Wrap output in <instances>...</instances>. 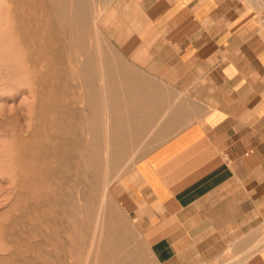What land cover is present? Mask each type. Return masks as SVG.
Returning <instances> with one entry per match:
<instances>
[{"label": "crops", "instance_id": "obj_1", "mask_svg": "<svg viewBox=\"0 0 264 264\" xmlns=\"http://www.w3.org/2000/svg\"><path fill=\"white\" fill-rule=\"evenodd\" d=\"M116 9L100 45L130 66L114 140L135 159L122 185L150 253L159 264H264V14L244 0Z\"/></svg>", "mask_w": 264, "mask_h": 264}, {"label": "rangeland", "instance_id": "obj_2", "mask_svg": "<svg viewBox=\"0 0 264 264\" xmlns=\"http://www.w3.org/2000/svg\"><path fill=\"white\" fill-rule=\"evenodd\" d=\"M90 1H91L90 2V8H91L90 19L93 20L92 22L95 21L96 17H97L96 19H98L97 23L99 26V31H100V36H101V42H100V44H101L102 42H106V41L110 40V37L108 35V30L111 28L112 24H114L115 14L117 13L116 8L117 7L119 8L121 0H90ZM49 2H50V0H0V210H1L0 211V264H10V263L28 264L29 261L31 263L32 260H34V261H32V264H54V263H56V264H62L63 263L64 264L65 262H66L65 264H70V260L72 261L71 258L75 259V261H78L79 258H81L82 260L85 261V259L87 258V251H88V248L90 245L89 241H91V238L94 235L93 234L94 233L93 228H92L93 226H90V227L88 226V228L87 227L84 228V234H83V236H84L83 237L84 248H83L82 253H80V251L78 249L76 251L71 249V246H69L71 243L70 242V233H69L70 232V230H69L70 226H68L69 225L68 224L69 215L67 213H63V212H61L62 216L60 215L59 212H55V214L58 213L55 215L53 212L54 209H52L51 206H49L48 209L46 207L45 210H48L49 213L45 214L44 213L45 210L43 209V208H45V206H43V203L41 202V206H43V207H39L38 204H40V203L38 202V200H36L34 198V193L37 192V189L32 188L31 190H28V189L24 188V186H22V185H21L22 187L19 186L20 179H21L18 177V173H19L18 156L19 155L22 154L24 156V158L26 157V160H29L31 163L33 162L31 165H33L35 167H39L43 170H45L49 167L54 168L53 175L46 176V177H37L36 178V182H37L36 184H40L42 186V190L44 192L48 193L50 196L58 194L61 197L66 198L70 194H74V195H76L75 198L77 200L79 199L78 202H85L89 206L93 205L92 206L94 208L93 211L89 210V213H87L88 211L85 212L86 214L91 213L90 216H92L93 218L97 216L98 207L100 206V202H98V201H100V199H98V198H101V194H102L101 191H103V188H104L105 175L103 173V169H100L98 172L93 173L91 175L92 177L90 176L91 178H89V179L84 178V180H83L84 189L81 192L80 191L81 190L80 185L78 187V186L73 185V182H69V181H73V179L76 177L75 172H73V174H72L73 179L70 180L71 178H69V176H68V171H67L66 165H60V162H57L54 160H53V162L50 161V159H52L53 152L55 153V150H54V148H52L53 145L50 146V145H48V143H53L52 139H54V138H51V136L48 137V135H45L44 133H39V132H38V134L35 135V132H34L35 127H39L38 125H40V127H42V128L49 126V125H52L49 122V120H50V118L55 116V113L57 111H58V113H60L59 114V116H60L59 121L65 122L66 117H65L64 112L65 111L71 112L73 107L74 108L77 106L79 107L80 104H82L81 94L83 92V89H82L81 85H79L77 83L76 80L72 81L73 76L71 75V73H68V72H70L69 71L70 55H69V52L67 49V45L60 40L56 41L54 39H51L52 37L58 36L59 28L56 26V23H55L56 19L58 17V15H57L58 12L57 11L55 12L51 9ZM244 3L250 9L258 10L260 12V14H264V3L262 0H254V1L253 0H244ZM41 6H43V7H41ZM21 13H22V15H21ZM54 17H55V19H54ZM37 18H38V20H37ZM20 19L23 20V22L22 21L20 22ZM43 20H45V21H43ZM19 22L22 24L20 25ZM20 27H21V29H20ZM92 30H94L93 27H92ZM23 32H24V34H23ZM34 32H36V33H34ZM50 36H51V38H50ZM31 37H33V38H31ZM89 43L91 46H95L97 44L94 40H90ZM29 47H30V50H29ZM100 47H101V45H100ZM33 49H34V51H33ZM38 49L39 50L41 49L40 52H42V53H40L39 58H38V54H39ZM101 50H103L101 52L104 54V49L101 48ZM31 51H33V52H31ZM53 51H55V52H53ZM66 52H67V54H66ZM57 56H59V57H57ZM62 58H63V60H62ZM107 60L111 64H116V62L114 63V61H112L108 58H107ZM41 61L43 62V64ZM45 62H46V64L48 63L49 66L46 65ZM66 66H67V68H66ZM128 68H130V66H127V68H124L122 66H119L118 64L113 65V66H111V69L114 70L116 73L111 74L110 77H112V76H113L112 78L116 77L115 79H117V80L123 79L122 78L123 75H125L129 72ZM124 70H125V72H124ZM67 73L69 74V76ZM43 74H45V75L42 76ZM93 74L94 73H91L92 77L95 76V74L94 75ZM65 80H67V81H65ZM62 82L63 83L65 82V83L63 84ZM75 83H77L78 85ZM116 83L118 84V86L120 85V86L127 87V85L122 81H117ZM68 84L70 86H68ZM73 84H75V86ZM45 85H47V86H45ZM68 87H69V89H68ZM59 89H61V91ZM63 90L66 92H63ZM80 91H82V92H80ZM46 92H47V95H44V93L46 94ZM58 93H59L60 97L58 96ZM38 97H40V98H38ZM59 103H61V104H59ZM47 113H49L50 115L47 116L48 115ZM45 116H47V117H45ZM62 116L65 118H63ZM62 119L64 121H62ZM47 120H48V122H47ZM48 123H50V124H48ZM38 131H44V130L41 129ZM79 131H81V130H79ZM29 135L31 136L30 138H29ZM39 135H41V137ZM43 137H44V139H43ZM37 138H39V139H37ZM18 139L20 140V143H19ZM34 139H35V141H34ZM50 139H51V141H50ZM57 139H58V142H66L67 141L66 139H62L60 137ZM21 140L22 141H28L29 144H31V145L28 146L27 148L22 149V148H20V144L22 143ZM30 140H32L33 142ZM63 140H65V141H63ZM77 140L78 139H75V141L73 140L74 142H72V141H70V142H72L73 146L76 147V145H78L77 143L79 142ZM54 141H55V139H54ZM43 142L45 144H47L46 145L47 149L44 147L45 144H43V145L41 144ZM34 143H36V145L38 144L37 145L38 148ZM40 145L42 148H40ZM59 146H61L60 149H62V150H64V148H66L65 145H63V146L59 145ZM40 149H42L43 151L45 149L46 150L44 152H42ZM36 150L37 151L39 150V151L36 152ZM19 151H21L20 152L21 154L19 153ZM24 151H26V152H24ZM51 151H53V152H51ZM49 152L51 154H49ZM26 154H28V155H26ZM31 154H33V155L35 154L34 157ZM29 155H30V157L32 156L31 157L32 161H31L30 157L28 158ZM42 155H44V157ZM105 156L103 155L102 157L104 158ZM124 156H126V155H124ZM39 157L40 158L42 157V159L40 160ZM37 158H39V160ZM45 160H46V162H45ZM47 160H49V161H47ZM39 161H41L43 164H40L41 162H39ZM133 161L135 162V159L132 160L131 162H126L125 163L126 165L122 164L121 167H118L114 171L115 173L113 172L108 179L110 181V183H109L108 189L106 191V198H105L106 210L104 211V213H105L104 217H106L108 224H110V223H111V225L113 224L114 229L120 228L118 230L123 231V235L128 241L127 242V252L119 250L116 252L112 251L111 253H115V255L118 257H122V258L126 257L130 261L134 260V261L138 262L139 264H159V262H157V260L150 253L149 247L143 238L141 229L130 218L128 211L126 209V195L124 193V187L122 185V181L125 178V176L128 173H130L133 165L130 166L129 164H132ZM56 164H58V165H56ZM59 165L62 168L61 167L56 168V166H59ZM59 169H60V178L57 179L58 174H56V172ZM62 169H64V170H62ZM65 172H67V176H66ZM99 174H101V175L99 176ZM63 175H65V176H63ZM52 176L54 177V179L52 178ZM61 177H63V178L61 179ZM65 177H66V180L64 179ZM37 179H39V180H37ZM54 180H56V181H54ZM46 181H48V183ZM58 182H59V186L57 185ZM61 182H63V183H61ZM54 184H55V186H54ZM59 187H61V188H59ZM18 190L21 191L22 193L19 192ZM18 193H20V194L17 195ZM23 193H25L24 194L25 197L23 196ZM81 193H83L84 196L86 194V196L84 197ZM28 194H30L32 197ZM88 194H89V196H88ZM27 200H28V202H27ZM82 200H84V201H82ZM29 202L30 203L32 202V204H30ZM27 203H29V204H27ZM9 205H11V206H9ZM33 208H34V211H32ZM35 208H38V209L36 210ZM7 209H9V210H7ZM50 209L52 211L51 213H50ZM21 210H22V212H21ZM35 210L37 211V213L39 212L38 215H37ZM2 211H5V212L2 213ZM26 211H27V213H26ZM25 213L27 215L30 214L31 217L27 216ZM42 213L45 215H43ZM58 215H59V219H58ZM110 215H111V217H110ZM32 216L35 218H39L42 216L43 218L35 219ZM27 217H30L29 221H28ZM22 218L25 221L22 222L21 221V220H23ZM48 218H50L49 221H51L53 219L50 222L52 225H50ZM40 219H42L41 222H40ZM55 220H58V221L56 222ZM17 221H19V222H17ZM61 221L63 223H61ZM112 221H114V222H112ZM24 222H25V224H23ZM29 222H30V224H29ZM45 222H46V224L48 223V225H46ZM54 223L55 224L59 223V224L55 225ZM32 224H34V226ZM37 225H39V226H37ZM65 226H68V228ZM16 227L17 228L19 227L18 229H20L25 234L26 238L24 237V234L22 232H20V230L17 229V232H16V230H15ZM39 227H42L43 229L39 228ZM54 227L56 229H54ZM79 228L80 227L76 226L74 229H71V231H75V233L77 235H80V232H79L80 229ZM31 229H34L35 232ZM11 230H13V232ZM39 230L41 233H39ZM58 230L60 231V233ZM57 231L59 234L57 233ZM64 232L66 233V235L64 234ZM52 233L53 234L56 233V237L59 236L57 238V241H60L58 243H61L60 247L64 251L63 254L61 253L62 254L61 256L59 253V258L61 257L59 260L56 259V257H55L56 252L53 249V245H54V240H56V238L54 239L55 235L53 236ZM29 235H30V237H29ZM45 235H47L46 237L48 239H46ZM7 236H8V238H7ZM17 236H19V237L17 238ZM34 237H36L37 239H35ZM60 237L62 239H60ZM67 237H68V239H67ZM14 238L15 239L17 238L18 242H16L17 239L15 240ZM65 238H66L67 242H65L66 241ZM24 239H26V240L28 239L29 241H26ZM19 240H20V242L21 241L22 242L20 243ZM37 240H38V242L36 243ZM43 240H46V241H43ZM25 242L28 245L26 244L24 246ZM20 244H21V246H24V247H21ZM26 247H28V249ZM34 247L36 248V250ZM46 247H48V248H46ZM15 248H17V250ZM44 248L46 249V251ZM50 248H52L53 250H51ZM40 252H42V253H40ZM17 253H18V255H17ZM33 254H35V255H33ZM76 255H78V256H76ZM127 255H128V257H127ZM12 256H13V258H11ZM31 256H33L34 258ZM70 256H71V258H70ZM73 256H76V257H73ZM129 256H130V258H129ZM2 257H4L3 260H5V262L3 260H1ZM30 258H31V260H29ZM8 259H10L12 262ZM6 260H8L7 261L8 263L6 262Z\"/></svg>", "mask_w": 264, "mask_h": 264}, {"label": "bare ground", "instance_id": "obj_3", "mask_svg": "<svg viewBox=\"0 0 264 264\" xmlns=\"http://www.w3.org/2000/svg\"><path fill=\"white\" fill-rule=\"evenodd\" d=\"M254 1V0H253ZM264 3V0H262ZM90 0H50V6L53 11L58 12V17L56 19V26L59 28L58 36L52 37L51 39H54L56 41L60 40L64 42L67 45V49L70 55V68L68 73H71L73 76L72 81H77L79 85H81L83 92L81 94V101L82 104L78 107H73L71 112L65 111V122H60V116L58 111L55 113V116L50 118L49 122L52 125L46 126L44 128L35 127V135L39 133H44L45 135H48V137L51 136L53 140V143H48V145H53L52 148H54L55 153L53 151L52 159H50L51 162L57 161L60 162V165H66L68 176L73 179V172H75L76 177L73 179V185L81 187V192L83 191V180L91 178L93 173L98 172L100 169H103V173L105 175V181H104V188L101 198L100 199V206L98 207V212L96 217L90 216V214H86L85 212L89 210L93 211V205L89 206L85 202H78V200L75 198L76 195L70 194L68 197L63 198L60 195H52L50 196L48 193L44 192L42 190V186L40 184H36V178L37 177H46L53 175L54 168H47L45 170L35 167L31 165L32 163L29 160H26V157L20 153L21 155L18 156V177L20 179L19 186L31 190L32 188L37 189V192L34 193V198L38 200L40 204H38L39 207L45 206L43 208L44 210L48 209L49 206H51L52 209H54L55 212H59L61 215V212L67 213L69 215V221L68 226H70V245L72 250H79L80 253H82L84 248V228H88V226H93V236L91 238V241H89L90 245L87 251V258L82 260L79 258L78 261H75V259L70 260V264H139L136 261H130L129 259L118 257L115 255V253H111L112 251H126L127 252V239L123 235V231H119L118 229H114L113 224H108L106 217H104V211L106 210L105 206V198H106V191L108 189L110 181L108 180L110 175L118 168L121 167V165L125 164L128 161H123L124 156L121 155V153H126L128 148L127 146H120L115 144L114 140V123H115V112L119 108V104L117 101L119 99H115V95L120 90L129 89L130 86H118L116 83L117 81H121V79L117 80L115 78L110 77L111 74L116 73L114 70L111 69V66L116 64H111L107 58H105L104 54L101 52L100 42H101V36L98 26V19L95 18V21L90 19ZM43 7V6H41ZM50 9V10H51ZM51 10V11H52ZM50 11V12H51ZM52 13V12H51ZM53 14V13H52ZM22 15V13H21ZM54 15V14H53ZM20 16V15H19ZM21 17V16H20ZM100 17V16H99ZM98 17V18H99ZM32 18V17H31ZM42 18V17H41ZM18 19V18H17ZM22 19V18H21ZM20 19V22L23 20ZM43 19V18H42ZM45 19V18H44ZM55 19V17H54ZM38 20V18H37ZM47 20V19H46ZM45 21V20H43ZM19 22V23H20ZM47 22V21H46ZM18 23V24H19ZM22 23H20L21 25ZM33 24V23H32ZM19 25V26H20ZM23 26V25H22ZM32 27V26H31ZM35 27V26H34ZM92 27L94 30H92ZM23 28V27H22ZM48 28V27H47ZM21 29V27H20ZM23 30V29H22ZM35 30V29H34ZM33 30V31H34ZM21 31V30H20ZM36 33V32H34ZM24 34V32H23ZM22 34V35H23ZM51 34V33H50ZM34 37V36H33ZM31 37V38H33ZM94 40L97 44L95 46H91L89 41ZM24 41V40H23ZM25 42V41H24ZM23 42V43H24ZM47 42V41H46ZM52 42V41H51ZM36 43V42H35ZM56 43V42H55ZM89 43V44H88ZM33 46V45H32ZM38 46V45H37ZM31 47V46H30ZM29 47V50H30ZM28 48V47H27ZM37 49V48H36ZM32 50V49H31ZM39 50V49H38ZM41 50V49H40ZM38 54V58L40 52ZM54 50V49H53ZM56 50V49H55ZM34 51V49H33ZM31 51V52H33ZM55 52V51H53ZM52 52V53H53ZM36 53V52H35ZM38 53V52H37ZM50 53V52H49ZM46 54V53H45ZM51 54V53H50ZM55 54V53H54ZM67 54V52H66ZM56 55V54H55ZM25 56V55H24ZM46 56V55H45ZM49 56V55H48ZM47 56V57H48ZM50 57V56H49ZM55 57V56H54ZM53 57V58H54ZM59 57V56H57ZM46 58V57H45ZM49 59V58H48ZM57 60V59H56ZM63 60V58H62ZM43 61V60H42ZM41 61V62H42ZM46 61V60H45ZM49 61V60H48ZM54 62V61H53ZM115 63V62H114ZM43 64V62H42ZM46 64V62H45ZM51 64V63H50ZM59 64V63H58ZM48 65V63L46 64ZM52 65V64H51ZM57 65V64H56ZM49 66V65H48ZM67 68V66H66ZM119 69V68H118ZM38 70V69H37ZM40 71V70H39ZM43 72V71H42ZM57 72V71H56ZM125 72V70H124ZM67 73V74H68ZM91 73H94L95 76L92 77ZM56 74V73H55ZM93 74V75H94ZM43 74L42 76H44ZM61 76V75H60ZM69 76V74H68ZM96 77V78H95ZM118 78V77H117ZM48 79V78H47ZM57 79V78H56ZM58 80V79H57ZM63 80V79H62ZM132 80V79H131ZM49 81V80H48ZM59 81V80H58ZM67 81V80H65ZM70 82V81H69ZM63 83V82H62ZM65 83V82H64ZM63 83V84H64ZM75 83V84H77ZM40 84V83H39ZM67 84V83H66ZM75 84H73L75 86ZM77 84V85H78ZM47 86V85H45ZM68 86H70L68 84ZM55 87V86H54ZM72 87V86H71ZM132 87V86H131ZM134 87V86H133ZM51 89V88H50ZM69 89V87H68ZM67 89V90H68ZM61 91V89H59ZM65 90V89H64ZM63 92H66L64 91ZM41 91V90H40ZM58 91V90H57ZM52 92V91H51ZM61 93V92H60ZM95 93V94H94ZM122 93V92H121ZM38 94V93H37ZM66 94V93H65ZM69 94V93H68ZM44 95H47L44 93ZM59 96V93H58ZM62 96V95H61ZM66 96V95H65ZM68 96V95H67ZM73 96V95H72ZM112 98H111V97ZM45 97V96H44ZM60 97V96H59ZM58 97V98H59ZM40 98V97H38ZM125 98V97H124ZM122 100H125V99ZM44 103V102H43ZM61 104V103H59ZM124 104V103H123ZM129 105V104H128ZM55 106V105H54ZM126 106V105H125ZM45 107V106H44ZM43 108V107H42ZM58 108V107H57ZM47 109V108H46ZM58 110V109H57ZM71 110V109H70ZM53 111V110H52ZM119 111V110H118ZM51 113V112H50ZM49 116L50 114L47 113ZM53 114V113H52ZM54 115V114H53ZM45 116V117H47ZM117 116H119L117 114ZM63 117V116H62ZM61 117V118H62ZM63 117V118H65ZM62 121H64L62 119ZM48 122V120H47ZM46 122V123H47ZM121 122V121H120ZM43 123V122H42ZM48 123V124H50ZM47 124V125H48ZM43 129L44 131H38ZM120 129H123L120 127ZM81 130V131H79ZM126 131V130H125ZM32 134V133H31ZM42 135V134H41ZM41 135H39L41 137ZM118 135V134H117ZM31 136L29 135V138ZM39 137V138H40ZM66 139V142H58L57 138ZM35 138V137H34ZM37 138V139H39ZM44 139V137H43ZM57 139V140H56ZM75 139H78L79 141L75 146H73V143ZM19 140V139H18ZM74 140V141H73ZM22 141V140H21ZM32 141V140H30ZM35 141V139H34ZM48 141V140H47ZM51 141V139H50ZM65 141V140H63ZM72 141V142H70ZM124 141V140H123ZM33 142V141H32ZM128 142V141H127ZM20 143V140H19ZM37 143V142H36ZM36 143H34L36 145ZM33 144V145H34ZM42 145L45 144L44 142L41 143ZM28 141H22L20 144V148L24 149L30 146ZM38 145V144H37ZM36 145V146H37ZM45 144V148H46ZM59 145H65L66 148L64 150L60 149L61 146ZM49 147V146H48ZM34 148V147H33ZM38 148V146H37ZM40 148L41 145H40ZM47 149V148H46ZM45 149V150H46ZM35 150V149H34ZM42 152H44L42 149H40ZM39 151V150H38ZM36 150V152H38ZM49 151V150H48ZM26 152V151H24ZM44 154V153H43ZM49 154H51L49 152ZM28 155V154H26ZM33 155V154H31ZM35 155V154H34ZM33 155V157H34ZM105 156L104 158L102 156ZM40 156V155H39ZM44 157V155H42ZM30 155L28 156V158ZM32 157V156H31ZM30 157V159H31ZM40 158V157H39ZM39 158H37L39 160ZM35 159V158H34ZM42 157L40 158V160ZM44 159V158H43ZM32 161V159H31ZM49 161V160H47ZM41 162V161H39ZM46 162V160H45ZM40 164H43L42 162ZM58 165V164H56ZM56 166V168H60L61 166ZM126 165V164H125ZM62 168V167H61ZM64 170V169H62ZM66 176H67V172ZM115 173V172H114ZM57 179L60 178V169L56 172ZM101 174H99L100 176ZM115 175V174H114ZM65 176V175H63ZM91 176V177H90ZM49 178V177H48ZM54 179V177L52 176ZM63 177H61L62 179ZM95 178V177H94ZM66 180V177L64 178ZM103 179V178H102ZM39 180V179H37ZM95 180V179H94ZM50 181V180H49ZM56 181V180H54ZM40 182V181H39ZM48 183V181H46ZM51 182V181H50ZM53 182V181H52ZM67 182V181H66ZM65 182V183H66ZM99 182V181H98ZM41 183V182H40ZM57 183V182H56ZM63 183V182H61ZM60 183V184H61ZM22 185V186H21ZM59 186V182L57 184ZM62 185V184H61ZM55 186V184H54ZM19 188V187H18ZM61 188V187H59ZM75 188V187H74ZM33 189V190H34ZM89 189V188H88ZM19 191V190H18ZM21 192V191H19ZM94 192V191H93ZM22 193V192H21ZM31 193V192H30ZM79 193V192H78ZM18 193L17 195H19ZM25 193H23L24 196ZM83 195V193H81ZM96 194V193H95ZM30 195V194H28ZM80 195V194H79ZM81 195V196H82ZM94 195V194H93ZM31 196V195H30ZM84 196V195H83ZM86 196V194H85ZM84 196V197H85ZM89 196V194H88ZM92 196V195H91ZM17 197V196H16ZM25 197V196H24ZM32 197V196H31ZM97 197V196H96ZM19 198V197H18ZM30 198V197H29ZM87 198V197H86ZM91 198V197H90ZM15 199V198H14ZM27 199V198H26ZM25 199V200H26ZM31 199V198H30ZM21 200V199H20ZM29 200V199H28ZM27 200V202H28ZM33 200V199H32ZM84 201V200H82ZM12 202V201H11ZM16 202V201H15ZM33 202V201H32ZM32 202L30 204H32ZM41 202L43 203V206H41ZM14 203V202H13ZM27 203V204H29ZM12 204V203H11ZM93 204V203H92ZM11 206V205H9ZM25 206V205H24ZM115 207V206H114ZM36 210L38 208H35ZM9 210V209H7ZM35 210V211H36ZM40 210V209H39ZM1 211V210H0ZM6 211V210H5ZM5 211H2L4 213ZM24 211V210H23ZM34 211V208L33 210ZM8 212V211H7ZM22 212V210H21ZM43 212V211H42ZM50 209V213H51ZM27 213V211H26ZM25 213V214H26ZM37 213V211H36ZM39 213V212H38ZM37 213V215H38ZM41 213V212H40ZM45 214L49 213L48 210L44 211ZM43 214V213H42ZM43 214V215H45ZM58 214V213H56ZM55 214V215H56ZM5 215V214H4ZM21 215V214H20ZM27 215V214H26ZM6 216V215H5ZM15 216V215H14ZM27 216H30L27 215ZM50 216V215H49ZM62 216V215H61ZM31 217V216H30ZM28 221H29V218ZM33 217V216H32ZM39 217V216H38ZM55 217V216H54ZM64 217V216H63ZM111 217V215H110ZM113 217V216H112ZM35 218V217H33ZM39 218H43L42 216ZM35 218V219H39ZM52 218V217H51ZM15 219V218H14ZM23 219V218H22ZM50 218H48L49 221ZM56 219V218H55ZM59 219V215H58ZM114 219V218H113ZM112 219V220H113ZM16 220V219H15ZM42 219H40L41 222ZM53 220V219H52ZM51 220V221H52ZM63 220V219H62ZM115 220V219H114ZM22 222L25 221L24 219L21 220ZM49 221V223L51 222ZM56 222L58 220H55ZM64 221V220H63ZM13 222V221H12ZM19 222V221H17ZM38 222V221H37ZM65 222V221H64ZM114 222V221H112ZM28 223V222H27ZM44 223V222H43ZM61 223H63L61 221ZM25 224V222L23 223ZM30 224V222H29ZM39 224V223H38ZM46 224V222H45ZM55 224V223H54ZM59 224V223H56ZM55 224V225H56ZM34 226V224H32ZM40 225V224H39ZM37 225V226H39ZM48 225V223L46 224ZM50 225H52L50 223ZM17 226V225H16ZM24 226V225H23ZM22 226V227H23ZM68 226H65L68 228ZM80 227V235H77L75 231H71V229H74L75 227ZM116 226V225H115ZM25 227V226H24ZM29 227V226H28ZM27 227V228H28ZM19 228V227H18ZM16 227V232L17 229ZM26 228V229H27ZM33 228V227H32ZM42 228V227H39ZM62 228V227H61ZM7 229V228H6ZM22 229V228H21ZM24 229V228H23ZM43 229V228H42ZM54 229H56L54 227ZM65 229V228H64ZM8 230V229H7ZM6 230V231H7ZM20 230V229H18ZM28 230V229H27ZM34 231V229H31ZM68 230V229H67ZM13 232V230H11ZM43 231V230H42ZM59 231V230H58ZM57 231V233H58ZM20 232H22L20 230ZM27 232V231H26ZM25 232V233H26ZM35 232V231H34ZM19 233V232H18ZM23 233V232H22ZM33 233V232H32ZM31 233V234H32ZM38 233V232H37ZM39 233L40 230H39ZM60 233V231H59ZM58 233V234H59ZM20 234V233H19ZM24 234V233H23ZM48 234V233H47ZM51 234V233H50ZM53 234V233H52ZM62 234V233H61ZM66 235V233L64 232ZM126 234V233H125ZM12 235V234H11ZM33 235V234H32ZM38 235V234H37ZM49 235V234H48ZM55 235V236H54ZM63 235V234H62ZM15 236V235H14ZM22 236V235H21ZM35 236V235H34ZM40 236V235H39ZM47 235H45L46 237ZM54 239V245L53 249L56 252V259L59 258L63 254V250L60 247L61 243H58L60 241H57L56 233L53 234ZM19 236H17L18 238ZM25 237V234H24ZM23 237V238H24ZM28 237V236H27ZM30 237V235H29ZM62 237V236H61ZM60 237V239H62ZM8 238V236H7ZM16 238V239H17ZM26 238V237H25ZM37 239L36 237H34ZM39 238V237H38ZM42 238V237H41ZM64 238V237H63ZM89 238V237H88ZM15 239V238H14ZM15 239V240H16ZM20 239V238H19ZM30 239V238H29ZM46 239H48L46 237ZM52 239V238H51ZM59 239V240H60ZM68 239V237H67ZM26 240V239H24ZM64 240V239H63ZM66 240V238H65ZM26 241H29L28 239ZM31 241V240H30ZM46 241V240H43ZM49 241V240H48ZM52 241V240H51ZM18 242V239L17 241ZM20 242V240H19ZM22 242V241H21ZM20 242V243H21ZM34 242V241H33ZM38 240L36 241V243ZM67 242V240L65 241ZM32 243V242H31ZM48 243V242H47ZM11 244V243H10ZM13 244V243H12ZM19 244V243H18ZM24 244V243H23ZM27 243L25 242L24 246ZM28 245V244H27ZM33 245V244H32ZM15 246V245H14ZM21 246V244H20ZM21 246V247H24ZM50 246V245H49ZM86 246V245H85ZM30 247V246H29ZM32 247V246H31ZM42 247V246H41ZM63 247V246H62ZM28 249V247H26ZM35 248V247H34ZM38 248V247H37ZM48 248V247H46ZM129 248V247H128ZM17 250V248H15ZM23 249V248H22ZM45 249V248H44ZM53 250L52 248H50ZM49 249V250H50ZM136 249V248H135ZM19 250V249H18ZM21 250V249H20ZM32 250V249H31ZM36 250V248H35ZM137 250V249H136ZM135 250V251H136ZM15 251V250H14ZM42 251V250H41ZM46 251V249H45ZM48 251V250H47ZM13 252V251H12ZM36 252V251H35ZM44 252V251H43ZM16 253V252H15ZM42 253V252H40ZM62 253V254H61ZM131 253V252H130ZM45 254V253H44ZM67 254V253H66ZM75 254V253H74ZM77 254V253H76ZM122 254V253H121ZM132 254V253H131ZM18 255V253H17ZM16 255V256H17ZM35 255V254H33ZM38 255V254H37ZM5 256V255H4ZM78 256V255H76ZM73 256V257H76ZM33 257V256H31ZM40 257V256H39ZM42 257V256H41ZM47 257V256H46ZM54 257V258H55ZM128 257V255H127ZM4 257L1 258L3 260ZM13 258V256L11 257ZM16 258V257H15ZM14 258V259H15ZM24 258V257H23ZM34 258V257H33ZM43 258V257H42ZM41 258V259H42ZM130 258V256H129ZM6 259V258H5ZM48 259V258H47ZM10 260V259H8ZM6 260V262L8 261ZM23 260V259H22ZM28 260V259H27ZM31 260V258L29 259ZM28 260V261H29ZM43 260V259H42ZM74 260V261H73ZM5 262V260H3ZM2 261V262H3ZM11 261V260H10ZM15 261V260H14ZM24 261V260H23ZM34 261V260H32ZM32 261L28 264H32ZM63 261V260H62ZM12 262V261H11ZM20 262V261H19ZM41 262V261H40ZM46 262V261H45ZM59 262V261H58ZM64 262V261H63ZM8 263V262H7ZM48 263V262H47ZM66 263V262H65ZM64 263V264H65ZM141 263V262H140ZM13 264V263H10ZM21 264V263H20ZM56 264V263H54ZM63 264V263H62Z\"/></svg>", "mask_w": 264, "mask_h": 264}]
</instances>
